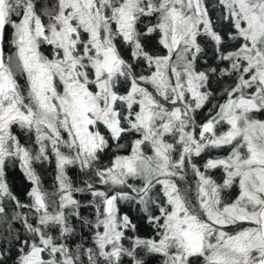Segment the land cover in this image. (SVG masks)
<instances>
[{
    "label": "snow or ice",
    "instance_id": "obj_1",
    "mask_svg": "<svg viewBox=\"0 0 264 264\" xmlns=\"http://www.w3.org/2000/svg\"><path fill=\"white\" fill-rule=\"evenodd\" d=\"M0 264H264V0H0Z\"/></svg>",
    "mask_w": 264,
    "mask_h": 264
}]
</instances>
